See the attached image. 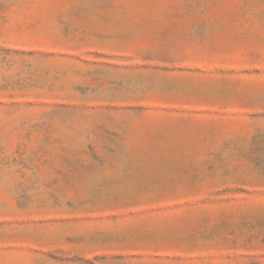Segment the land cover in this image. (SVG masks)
<instances>
[{
	"label": "rangeland",
	"instance_id": "obj_1",
	"mask_svg": "<svg viewBox=\"0 0 264 264\" xmlns=\"http://www.w3.org/2000/svg\"><path fill=\"white\" fill-rule=\"evenodd\" d=\"M0 264H264V0H0Z\"/></svg>",
	"mask_w": 264,
	"mask_h": 264
}]
</instances>
